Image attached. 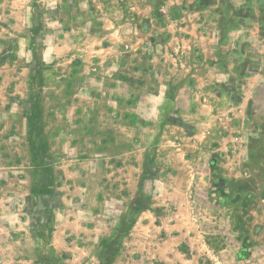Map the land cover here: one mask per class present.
<instances>
[{"label": "crops", "instance_id": "obj_1", "mask_svg": "<svg viewBox=\"0 0 264 264\" xmlns=\"http://www.w3.org/2000/svg\"><path fill=\"white\" fill-rule=\"evenodd\" d=\"M129 6L126 18L103 22L95 37L92 31L80 37L82 26L67 28L49 16L32 49L25 19L11 18L13 31L0 25V264H102V244L122 224L106 195L122 203L145 175L155 179L156 193L172 192L170 178L201 176L179 162L220 155L242 175V163L255 153V191L264 206V0H129ZM8 31L25 33L14 60L3 58ZM35 113L63 185L11 190L1 180L24 181V158L11 162L5 146L24 147ZM185 146L195 152L187 155ZM11 165L17 175L9 173ZM190 189L191 183L184 191ZM26 203L33 220L21 218L12 228L9 211ZM43 211L52 218L47 238L37 216ZM152 217L150 210L134 216L111 264L131 263L141 246L130 236L140 225L152 226ZM175 234L160 237V244L174 247L189 235Z\"/></svg>", "mask_w": 264, "mask_h": 264}, {"label": "rangeland", "instance_id": "obj_2", "mask_svg": "<svg viewBox=\"0 0 264 264\" xmlns=\"http://www.w3.org/2000/svg\"><path fill=\"white\" fill-rule=\"evenodd\" d=\"M0 2H4V6H0V13L2 19H5L0 25L4 26L6 23L8 29L13 31L14 21H11V18L14 20L16 17L18 20L25 19L27 21L25 24L31 25L28 29L32 30L34 37L28 43V49H32L36 44V34L46 31L49 27L43 22L49 16L56 17L67 28L75 25L82 26L83 28L78 30L80 37H84L85 33L91 31L90 36L95 37L98 29L96 27L101 26L103 22L110 25L113 17L126 18L133 11L129 6V0H0ZM44 25L47 28H44ZM1 28L6 33L7 29ZM17 34L24 36L25 33L22 31ZM19 36L11 35L8 31V36L3 38L7 60L16 58L15 51ZM35 81L37 83L42 81L41 76H36ZM42 120L40 114L35 113L31 119L33 130L30 140L24 147L20 146L17 149L11 145L5 146L7 158L11 162L24 158L22 161L24 166L19 168L23 169L22 174L25 180L2 178L1 184L2 182L6 184L8 189L14 190L32 185L34 191H39L56 189L63 185L62 179L55 174L54 163L50 158L47 159L48 145L44 136H41ZM252 120L255 123L257 116L251 115L250 121ZM215 138L219 140V137L215 136ZM184 151H187V155L195 152L191 146H185ZM180 152L183 151L180 150ZM211 157L213 161L204 163L179 162L180 169L195 166L201 176L168 179L166 184L173 186L172 192L156 193L155 179L145 175L137 193L124 195L122 203L116 199L119 196L106 195L109 199L110 213L116 219L119 217L122 224L114 230L115 235L111 236L115 237L114 240H107L102 244L101 263H106L115 252L119 251L123 240L133 229L134 216L142 211L150 210L155 216L152 217L154 224L146 227L140 225L134 229V235L130 236L139 239L136 247L138 245L143 247H137V250L132 253L130 264H264V242H261L264 237V227L256 221L259 217L258 212L264 215V206L261 205L259 195L255 191L257 183L254 178L257 163L255 153H252L250 157L247 156L245 162L240 164L242 175L220 155ZM13 166L15 165L9 168L12 171L9 173L17 175L18 172H14L17 168ZM249 174L251 176L247 178ZM190 183L192 189L186 193L184 189ZM89 184L96 188L98 181L91 179ZM127 201L129 206L126 208ZM30 208V205L26 203L21 210L9 211V217H7L9 225L15 229V224H19L21 218L33 220ZM37 216L40 219L39 222L44 223L41 237H50L51 213L43 211ZM28 223L31 225V222ZM173 224H175V230L171 229ZM32 230L38 232L36 226ZM22 231L25 232V230ZM0 232H2L1 229ZM175 233L179 235L189 233V235L178 245L174 244V247L171 241L160 244L162 240L160 237H176ZM22 246L27 252L33 254L30 243L26 242ZM58 260H55L54 264H58Z\"/></svg>", "mask_w": 264, "mask_h": 264}, {"label": "trees", "instance_id": "obj_3", "mask_svg": "<svg viewBox=\"0 0 264 264\" xmlns=\"http://www.w3.org/2000/svg\"><path fill=\"white\" fill-rule=\"evenodd\" d=\"M5 57V55H3V58ZM13 59H15V58H13ZM33 147V146H32ZM31 147V148H32ZM114 240V239H113ZM117 253H118V251H117ZM116 252L112 255V257H110L108 260H107V262L106 263H103V264H111L112 263V261H113V259H114V256L117 254Z\"/></svg>", "mask_w": 264, "mask_h": 264}]
</instances>
